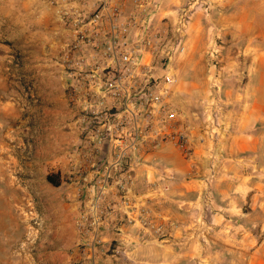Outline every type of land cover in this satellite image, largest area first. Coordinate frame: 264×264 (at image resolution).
Segmentation results:
<instances>
[{
  "label": "rangeland",
  "instance_id": "obj_1",
  "mask_svg": "<svg viewBox=\"0 0 264 264\" xmlns=\"http://www.w3.org/2000/svg\"><path fill=\"white\" fill-rule=\"evenodd\" d=\"M44 13L52 15L51 24L43 23ZM61 37L57 0H0V264L84 262L73 257L71 250L59 248L55 237L61 233L65 238L70 227L78 236L75 220L87 202L82 178L75 173L73 116L67 109L59 66ZM185 56L186 47L173 63L177 77ZM243 58L242 54L238 57ZM197 98L189 108L197 113L200 121L196 124L204 133V106L209 97ZM173 101L177 106L174 97ZM222 121L223 117L218 122L220 128ZM224 134L223 130L216 141L203 134L209 151L217 156L222 153ZM169 146L188 163L193 151L190 141L186 153ZM259 168L248 180L258 189L255 201L263 202L264 165ZM152 173L153 177H145V186L188 182V167L184 176ZM48 176L59 186L49 184ZM191 178L199 180L203 188L188 206L187 234L173 240L177 228L162 220L159 240L188 245V264H245L248 252L264 244L263 226L257 222L261 210H251L245 202L235 210L225 207L222 188L231 179L215 169ZM150 193L146 191L142 197L149 208L153 201ZM158 197L164 201L166 193ZM247 228L246 235L243 230Z\"/></svg>",
  "mask_w": 264,
  "mask_h": 264
},
{
  "label": "built area",
  "instance_id": "obj_2",
  "mask_svg": "<svg viewBox=\"0 0 264 264\" xmlns=\"http://www.w3.org/2000/svg\"><path fill=\"white\" fill-rule=\"evenodd\" d=\"M57 3L62 36L59 66L73 116L75 173L82 178L87 197L75 226L78 238H89L87 245L78 246L91 252L101 243L98 234L113 213V203L129 206L136 171L145 157L164 144L189 152L188 132L180 128L184 117L173 101L177 84L173 63L185 52L192 18L196 13L207 15L210 4L190 0L169 20L161 17L163 0ZM222 50L218 42L206 53L214 71L203 121V134L210 141L223 132L218 123L224 114L220 87L232 72L222 69ZM236 66L245 78L242 63ZM159 220L145 203L140 206L137 223L145 233L161 234L164 227ZM82 264L95 262L88 256Z\"/></svg>",
  "mask_w": 264,
  "mask_h": 264
},
{
  "label": "crops",
  "instance_id": "obj_3",
  "mask_svg": "<svg viewBox=\"0 0 264 264\" xmlns=\"http://www.w3.org/2000/svg\"><path fill=\"white\" fill-rule=\"evenodd\" d=\"M206 1L210 4L208 14H195L188 27L184 66L177 77L174 95L176 107L184 117L180 128L188 132L193 150L188 155V163L169 144L146 156L145 164L136 171L129 206L115 201L111 207L113 213L105 218L104 228L98 234L103 242L100 248L94 247L91 252L89 248L81 250L77 244L87 245L89 238H78L72 227L65 230L68 231L65 238L58 233L55 237L59 248L71 250V255L78 260L92 256L95 264H188V245L183 246L180 242L162 244L161 234L145 233L137 223L139 208L145 203L143 194L151 192L150 208L159 215L160 222L165 220L164 224L175 225L177 230L171 235L173 240L182 238L188 229V206L193 205L203 188L199 180L191 177L206 176L212 169L231 179L222 188L226 193L225 207L230 209L231 206L235 210L245 202L251 210L260 209L257 222L264 230V201H255L254 193L258 189L248 180L253 170H260L259 166L264 165V0ZM189 2L163 0L161 17L173 20L175 10ZM44 17L43 23L51 24L52 15L44 13ZM218 42L223 44L222 69L232 70L220 87L225 139L219 156L209 151L210 145L196 124L197 113L189 108L197 97L208 95V82L214 71L206 53ZM241 54L244 58L239 60ZM238 61L246 70L247 76L243 79L237 72ZM199 139L203 143L200 144ZM204 147L207 149L203 150ZM187 167L188 182L172 186L159 184L155 188L143 183L145 177L154 176L152 171L160 175L184 176ZM162 187L168 189L164 201L158 199ZM67 223L70 225L69 221ZM249 231L247 228L243 233L247 235ZM245 264H264V244L248 252Z\"/></svg>",
  "mask_w": 264,
  "mask_h": 264
},
{
  "label": "trees",
  "instance_id": "obj_4",
  "mask_svg": "<svg viewBox=\"0 0 264 264\" xmlns=\"http://www.w3.org/2000/svg\"><path fill=\"white\" fill-rule=\"evenodd\" d=\"M46 180L49 184L53 185L54 187H58L59 186V183L53 179L52 177H46Z\"/></svg>",
  "mask_w": 264,
  "mask_h": 264
},
{
  "label": "bare ground",
  "instance_id": "obj_5",
  "mask_svg": "<svg viewBox=\"0 0 264 264\" xmlns=\"http://www.w3.org/2000/svg\"><path fill=\"white\" fill-rule=\"evenodd\" d=\"M15 245V244H14Z\"/></svg>",
  "mask_w": 264,
  "mask_h": 264
}]
</instances>
